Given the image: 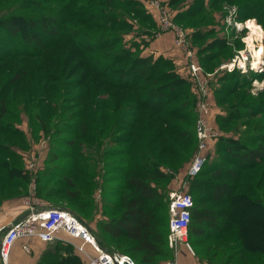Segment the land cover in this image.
<instances>
[{
    "label": "trees",
    "instance_id": "16d2710c",
    "mask_svg": "<svg viewBox=\"0 0 264 264\" xmlns=\"http://www.w3.org/2000/svg\"><path fill=\"white\" fill-rule=\"evenodd\" d=\"M1 1L19 5V8L30 5L28 0ZM134 1L141 4L131 0ZM218 1L207 0V3L212 5ZM205 2L193 0L190 5L197 9L177 13L175 21L194 16ZM258 7L261 11L257 14ZM249 9L264 23L263 0L239 5L242 16L251 15ZM109 10L103 12V16L100 12V15L94 13L81 18L101 16L109 24H119L116 12ZM64 13L66 17L79 16L65 5L54 15L27 18L17 12L0 19L1 55L39 56L36 65L15 67L2 84L0 81V204L26 191L27 176L22 173L20 157L11 147L21 142L12 138H18V131L8 118L17 117L20 110L25 109L34 122L40 123L38 119L43 123L49 121L54 127L51 134L67 130L65 137L57 138L50 148L48 162L57 163L42 172L45 176L40 182H44L43 190L47 189L49 195L66 194L71 199L83 201L86 199L83 193L88 191L101 166L106 170L102 179L105 190L114 197L111 208L116 214L97 223L100 235L97 232L94 235L98 244L115 252L109 247L112 244L118 253L131 256L137 264H160V260L172 256L167 242L169 214L165 216L163 211L164 206L168 209V202H164L160 183L170 174L161 167L177 171V162L191 155L196 134L186 133V137L184 130L192 125L189 120L192 113L188 111L194 97L187 96L184 81L174 71L156 72L159 65L170 67L171 60L135 54L137 46L132 42L115 45L121 40L117 31L97 32L81 24L63 26L61 16ZM141 17L148 24L145 29L148 32L155 22L148 12ZM95 24L96 21L91 27ZM8 36L11 40L5 38ZM72 38L85 43L83 50L75 48V57L91 62L90 72L81 71L76 78L72 76L77 70L70 67L72 60L67 53H62L56 61L61 63L59 73L53 70L56 62L52 63L42 54L46 48L45 39L47 45L64 42L75 47ZM220 42L217 40L216 46L221 47ZM226 73L240 76L247 83L252 76L264 77V70L247 74L234 69ZM64 77L67 78L64 80ZM230 84L224 83L216 91L233 101L232 94L238 83ZM180 93L185 96L178 97ZM245 103L249 108L244 107L243 111L230 110L217 115L223 128L234 127L230 120H247L255 117L253 112H264V91ZM175 117L176 122L173 121ZM85 142H91L86 152L82 150ZM104 143L123 145L105 147ZM216 152L218 156L206 161L191 182L189 193L194 204L188 229L190 243L201 248L196 256L209 264H264V120L263 126L257 124L240 137L220 136ZM62 157L65 161H60ZM74 186L79 188L78 193H69V188ZM70 208L85 222L72 210L73 205ZM61 250L71 249L56 241L43 252L38 264H80L76 254L60 256Z\"/></svg>",
    "mask_w": 264,
    "mask_h": 264
},
{
    "label": "rangeland",
    "instance_id": "374dc122",
    "mask_svg": "<svg viewBox=\"0 0 264 264\" xmlns=\"http://www.w3.org/2000/svg\"><path fill=\"white\" fill-rule=\"evenodd\" d=\"M23 1V0H21ZM63 2H57V0H28L30 5L25 8H19V5H9L4 1L0 0V19L9 17L12 14L20 13L24 14L27 18L30 17H39L40 15H54L57 9H64L65 5L70 6L72 10H75L79 16L69 17L63 14V26L64 25H76L81 24L85 28L93 29L97 32L107 33L108 31H117L119 33L120 39L115 45L130 44L134 43L133 46H137L134 51L135 54L140 53L142 55H151L153 58L155 57H164L171 60L170 67H163L159 65L157 69V73L163 72L165 70H172L180 79H182L186 85L187 96L190 97L192 95L194 97V102H192V106L189 108L188 112H191V116L189 120L192 121V125H187V128L184 130L185 136L187 134H196L194 130V126L197 119L196 112V98L194 94L195 83L192 77L188 73L189 62L191 58L186 55V52L180 48H177L173 39L174 36L170 31H162L161 28L157 25L155 19V12H148L149 7L146 5L145 0H137L140 1L141 4L131 2V0H62ZM129 1V3L127 2ZM204 7L196 10L194 16H187L184 19H180V21H175V15L180 12H190L197 8H193L190 4L193 0H161V2L172 11L173 13V22L180 25L184 31L188 34L189 43L191 45V49L194 52V57L192 60H196V62L203 68V70L207 73L213 74L210 84V97L209 101L211 103V115L209 117L210 125L214 129V133H216L218 138L208 140L209 146L206 150L207 159L206 161L214 160L218 154L216 152V144L220 136H233L240 137L244 131L252 129L255 125L263 126L264 120V112H253L255 117L251 119H242V120H230L231 124L234 125L232 129L228 126L227 128H223L221 123L217 121V115L225 114L227 111H243L244 107H248L246 105L247 100H254V98L259 97L264 91V77H255L252 76L249 78V83H247L246 79L237 75H228L225 70H219L220 65L228 62L238 51L246 48L247 43L244 41L245 37L248 34V30L245 27L244 19L253 17L252 19L260 21L263 25V21L259 20L257 14L261 11V7L255 9L257 14H254V11H251V15L242 16L239 12L240 4H253L259 0H219L216 4H208L207 0H205ZM264 1V0H263ZM89 3V4H88ZM107 5L110 9L116 12V18L119 21V24H109L106 19H101L103 16L102 13L105 11H110L109 8L103 4ZM190 6V7H189ZM80 9H85L84 12H81ZM148 12L152 19L155 22V25L145 32L148 24L141 17L143 13ZM19 10V11H18ZM15 11V12H14ZM100 17L94 18H81V16L91 17L94 13L96 15H100ZM138 14V15H137ZM138 16V17H137ZM247 17V18H246ZM264 17V16H263ZM100 18V19H99ZM109 18V17H108ZM96 19V20H95ZM110 19V18H109ZM96 21L95 27L93 26V22ZM243 23L238 24V27H235V23ZM254 21L250 20L248 23ZM258 23V22H257ZM259 24V23H258ZM261 25V24H259ZM262 26V25H261ZM97 27V28H96ZM263 27V26H262ZM264 31V28H262ZM144 31V32H143ZM147 31V30H146ZM169 32L172 34V48H169L166 52L162 53L157 49L151 48L157 37L161 34ZM196 32V33H195ZM191 34V35H190ZM250 34V31H249ZM3 37V36H2ZM7 40H11V38L5 37ZM220 40L221 47H218L216 42ZM73 41V42H72ZM48 41L45 39L46 48L44 49V56L49 57L52 63H55L62 53L65 55L67 53L68 57L72 60L70 67H74L73 70H77V74L72 76L73 78L81 75V71L86 72L87 74L90 72V65L88 59L86 62L80 61L75 57V48L78 46L80 50H83L85 43H81L75 39H71V43L76 45L75 47L71 44L64 42L51 43L47 45ZM223 44V45H222ZM264 44V42H263ZM88 46V45H87ZM223 46V47H222ZM33 48V47H31ZM74 49V51H73ZM148 50L145 54V51ZM173 50V51H171ZM177 50L180 53H176ZM100 53L104 50H97ZM158 52V53H157ZM40 53V52H39ZM37 53V54H39ZM93 53V52H89ZM36 54L28 56V55H20V54H11V55H1L0 54V81H2L11 73H13L15 67H27L31 68L39 62V56L35 57ZM13 56V57H9ZM92 56H96L94 53ZM9 57V58H8ZM75 57V58H74ZM47 61V60H46ZM47 61V63H51ZM85 65L81 66L83 63ZM205 66V68L203 67ZM9 68L10 71L6 69ZM55 73H59L61 70V63L56 62L53 68ZM264 70V64L262 65V69L257 72L261 73ZM241 73V72H240ZM248 74V73H247ZM92 75H94L92 73ZM91 75V76H92ZM249 76V75H247ZM67 77H64V80ZM238 83L237 90L234 92L233 101L229 99H225L226 96L222 93H217V89H220L224 83ZM0 84V85H1ZM230 84V85H231ZM232 89V87H228ZM226 89V88H225ZM227 90V89H226ZM185 96L184 93H180L178 97ZM220 98V101L217 99ZM222 100V101H221ZM176 100L171 104H175ZM249 108V107H248ZM187 111V110H185ZM8 117V116H7ZM6 117V118H7ZM10 122L11 125L18 131V138L12 137L14 140L19 139L21 142L19 146L13 145L12 150L18 154L22 163V173L24 172L27 176V187L26 191L22 192L20 195L16 197H11L10 199L4 200L0 204V221L6 222L10 219L17 218L24 211V198L29 192V187L31 184L35 185L34 197L45 203L46 205H51L54 207H61L66 209H71L70 205H73V211L79 215L88 225H91L95 229V231L100 235L97 230V223L101 221H105L116 212L112 210L111 205L114 203V197L111 193H108V190H105L106 184L103 183V173L104 170L101 166L99 168V172L92 178V185L90 188H87V192L83 193V196L86 197L85 200L79 201V199H71L66 194H55L49 195L47 189L43 190L44 182L41 184L42 179H45V176L42 175V172L46 167H53L54 164L52 162H48L49 160V151L50 148L54 145V142L57 138L65 137L63 130L57 134H51L53 131V125L49 123V121H45L44 123L38 119V122H34L35 120L32 116H28L25 109L20 110L19 115L17 117H11ZM7 118V120H8ZM9 121V120H8ZM173 121H177V118H173ZM35 123L39 125L36 127ZM179 123V122H177ZM192 127V128H191ZM187 133V134H186ZM197 138V137H196ZM91 142H85L82 146L83 151H87V145H90ZM56 145V144H55ZM115 145H123L119 144H107L104 143L105 147H112ZM62 149H65L63 145H59ZM93 147V146H91ZM198 147V140L194 143L192 149L190 150L191 155L188 159L184 161L177 162L176 166L178 169L175 171L171 168L161 167V170L170 174V176L164 180V183L161 181V189L164 193V202L166 201L169 204V195L174 191L186 190L188 192L191 191V182L195 179V176L189 177L187 176V170L190 165L191 160L193 159L195 152ZM60 161H65V158H59ZM220 163L223 161L220 159ZM86 178V177H85ZM55 179V178H54ZM51 184H54L52 180H50ZM164 185V186H163ZM56 187H60V184L55 183ZM89 186V184L87 185ZM86 186V187H87ZM49 187V186H48ZM67 189L66 187H64ZM25 189V188H24ZM78 189L76 186L73 188H69V193H78ZM166 192V193H165ZM166 196V199H165ZM108 209V210H106ZM168 210V209H167ZM166 210V206H164V215H168V211ZM73 213V212H72ZM78 217V216H77ZM169 219V216H168ZM190 240L191 238L188 237ZM109 242V241H108ZM107 242V243H108ZM191 242V241H190ZM110 249L112 251L118 252V250L109 244ZM192 245V243H191ZM194 255L197 254L198 247L192 245Z\"/></svg>",
    "mask_w": 264,
    "mask_h": 264
},
{
    "label": "built area",
    "instance_id": "2783aa9c",
    "mask_svg": "<svg viewBox=\"0 0 264 264\" xmlns=\"http://www.w3.org/2000/svg\"><path fill=\"white\" fill-rule=\"evenodd\" d=\"M145 1L146 5L149 7L148 12H155V21L161 30L172 32L174 36V45L184 50L186 55L191 58L188 73L195 83V89H193L196 98L197 112L195 133L198 140V147L188 167L187 176L193 177L200 171L206 162V150L209 147L207 146L208 140L216 139L218 136L213 132L214 129L211 127L209 121L212 111V105L209 101L211 92L210 84L212 80L210 78H212L214 73L210 74L205 72L196 60H192L195 55L191 49L188 34L180 25L173 22V13L167 5L163 4L161 0ZM247 20L244 21V24ZM238 24L243 23L236 22V28ZM263 42L264 31L261 38L253 39L255 47L262 45L260 62L257 67L253 65L254 56L250 52L248 45H246V48L238 51L228 62L220 65L219 70L230 72L237 69L241 73H248L250 71L259 72L264 64ZM34 192L35 185L31 184L29 192L24 198V208L26 212L22 217L11 220L7 224L0 225V264H9L10 249L16 241L20 239L27 241L36 238L42 242H52L60 238V233H64L70 238H77L81 241L75 248L85 256L86 261L84 264H137L136 261L127 254L109 252L103 249L98 244L88 224L80 220L74 213L66 208L46 205L37 200L34 197ZM193 204V197L186 190L174 191L169 195V231L167 242L168 246L173 251L174 258L167 262V264H178L176 257L181 249H184L190 255H194L193 247L188 239V229ZM85 244L92 247L95 252L94 255L86 253L84 249ZM22 248L26 251L29 250L26 242H24Z\"/></svg>",
    "mask_w": 264,
    "mask_h": 264
},
{
    "label": "crops",
    "instance_id": "0c3cea01",
    "mask_svg": "<svg viewBox=\"0 0 264 264\" xmlns=\"http://www.w3.org/2000/svg\"><path fill=\"white\" fill-rule=\"evenodd\" d=\"M151 46H152L151 48L157 49L158 51H160L162 53H167L166 51L169 48H172V34L169 32H165V33L161 34L159 37H157L155 39L153 45H151ZM147 51L148 50L145 51V54H147L146 53ZM171 51H173V50H171ZM174 51H176V53H178V54L180 53L177 50H174ZM25 212H26V210L24 209V211L21 213V215H19L17 218L22 217L25 214ZM17 218H14V219H17ZM14 219H10V220L3 222V223H2V221H0V225L7 224L9 221L14 220ZM89 226L92 229L93 233L94 232L96 233L95 229L93 227H91V225H89ZM56 241H59L61 244L69 245L70 249H71L69 251L61 250L59 252L60 256H67L71 253L76 254L80 260V264L85 263V261H86L85 256L82 253L78 252L75 248L76 245L81 243V241L77 238H70L67 235H65L64 233H60V238L56 239L52 242H42L36 238H32V239H29L27 241H24V239H20V240L16 241L10 249L9 264H38V261L40 260V257L43 254V252L46 249L53 247ZM24 242H26L28 247H29L28 251H26L22 248V246L24 245ZM84 249H85L87 254H90V255L95 254L92 247L88 244H85ZM171 253H172V256L167 258V259L160 260V264H167V262L172 260L174 258L172 250H171ZM176 260H177L178 264H209L208 262L199 259L196 255H190L184 249H181L180 253L176 257Z\"/></svg>",
    "mask_w": 264,
    "mask_h": 264
},
{
    "label": "bare ground",
    "instance_id": "6f19581e",
    "mask_svg": "<svg viewBox=\"0 0 264 264\" xmlns=\"http://www.w3.org/2000/svg\"><path fill=\"white\" fill-rule=\"evenodd\" d=\"M250 20L254 21L253 24L252 22L248 23ZM245 22V27L248 29V34L245 37L244 41L247 43L248 48L252 55L254 56V62L253 65L254 67H257V65L260 62V56L262 53V45H259V47H255L253 43L254 38H261L263 35L262 27L257 24V22L254 19H250ZM250 31V34H249Z\"/></svg>",
    "mask_w": 264,
    "mask_h": 264
}]
</instances>
